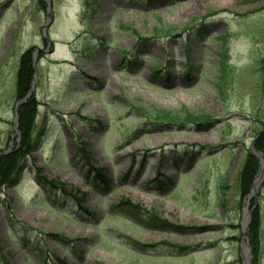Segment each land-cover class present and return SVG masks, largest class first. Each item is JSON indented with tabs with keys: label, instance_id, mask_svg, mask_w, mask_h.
Listing matches in <instances>:
<instances>
[{
	"label": "rangeland",
	"instance_id": "rangeland-1",
	"mask_svg": "<svg viewBox=\"0 0 264 264\" xmlns=\"http://www.w3.org/2000/svg\"><path fill=\"white\" fill-rule=\"evenodd\" d=\"M30 47L43 55L40 145L0 193V264H243L237 180L264 128V0H0V152L17 137ZM163 113L179 119L162 125ZM98 168L110 190L94 180ZM44 177L87 193L94 216L49 196ZM253 198L264 264V179ZM121 199L179 227L118 219L110 207Z\"/></svg>",
	"mask_w": 264,
	"mask_h": 264
},
{
	"label": "trees",
	"instance_id": "trees-1",
	"mask_svg": "<svg viewBox=\"0 0 264 264\" xmlns=\"http://www.w3.org/2000/svg\"><path fill=\"white\" fill-rule=\"evenodd\" d=\"M135 33H139L133 30ZM158 34V33H156ZM33 49L27 50L21 57L20 67L17 77V97L18 99H23L31 88V84L34 78V67L32 60ZM189 77V74H187ZM38 113V102L35 97L32 96L28 101L19 109V130L21 133V142L15 151L10 155L0 158V189L8 183H13L17 181L18 173L20 171V165L23 159L32 151L35 147L33 142V128L35 124V119ZM205 118L203 115H192L188 114L186 117L187 121L196 123L202 122ZM158 119L160 121H165L168 123L175 122L177 117H173L168 113L158 114ZM200 122V123H201ZM199 123V124H200ZM256 149L264 153V134L259 137L256 142ZM86 148V147H84ZM90 158V155H87ZM259 171V160L254 155H248L242 169L239 172L238 178V193L240 198L245 199L251 192L252 185L254 183L255 177ZM42 170H38V176H41ZM96 179L101 186L109 190L111 188V179L107 171L98 168L96 171ZM45 185L49 190H58L64 195H68L73 199H76L81 206H83L87 199V194L77 190L69 189L67 185L60 180H48L43 178ZM225 189V187H223ZM254 204V203H253ZM112 212L114 213H124L129 214L133 218H139L144 223L158 228V229H173L178 228L170 223L168 220L160 218L158 215L150 212H146L141 206L134 205L130 200L121 199L117 204L112 205ZM92 215L90 212H88ZM261 212L259 208L255 209L253 212V220L249 229V239L250 246L254 251V264H260L258 262L261 250ZM132 244L137 245L138 243L132 242Z\"/></svg>",
	"mask_w": 264,
	"mask_h": 264
},
{
	"label": "water",
	"instance_id": "water-1",
	"mask_svg": "<svg viewBox=\"0 0 264 264\" xmlns=\"http://www.w3.org/2000/svg\"><path fill=\"white\" fill-rule=\"evenodd\" d=\"M263 133H264V131H263ZM6 153H8V152H5V153H3V154H0V156L5 155ZM262 175H263V165H262V169H261V172H260V175H259V176H260V177H259V180L261 179ZM248 226H249V223H247V224L244 226V233H245V231H247Z\"/></svg>",
	"mask_w": 264,
	"mask_h": 264
},
{
	"label": "bare ground",
	"instance_id": "bare-ground-1",
	"mask_svg": "<svg viewBox=\"0 0 264 264\" xmlns=\"http://www.w3.org/2000/svg\"><path fill=\"white\" fill-rule=\"evenodd\" d=\"M63 47H66L67 45H62Z\"/></svg>",
	"mask_w": 264,
	"mask_h": 264
}]
</instances>
